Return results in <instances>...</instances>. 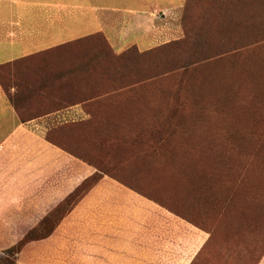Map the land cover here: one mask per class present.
I'll return each instance as SVG.
<instances>
[{"label": "crops", "instance_id": "obj_1", "mask_svg": "<svg viewBox=\"0 0 264 264\" xmlns=\"http://www.w3.org/2000/svg\"><path fill=\"white\" fill-rule=\"evenodd\" d=\"M182 3L0 0V65L94 33H102L117 53L134 45L140 51L151 49L182 37ZM20 73L28 79L21 83L32 89L33 97L31 102L25 100L21 115L0 85V264H194L204 235L199 239L190 236L186 223L177 215L108 176L70 208L49 234L37 230L35 236L45 238L14 247L94 171L46 139L53 127L89 120L90 89L63 92L53 81L45 83L49 88L42 89L34 80L36 71ZM15 91L11 85L10 92ZM60 92L67 99L90 100L56 110L47 105V112L39 114L44 105L38 99L55 102L50 105L54 108ZM103 191L106 199L115 194L113 202L97 200V193L100 196ZM99 202L104 207L108 203L111 209L105 208L95 216L99 217L98 226V220L88 211ZM128 207L134 211L125 217ZM115 223L117 228H108ZM124 226L130 229L122 230Z\"/></svg>", "mask_w": 264, "mask_h": 264}, {"label": "trees", "instance_id": "obj_2", "mask_svg": "<svg viewBox=\"0 0 264 264\" xmlns=\"http://www.w3.org/2000/svg\"><path fill=\"white\" fill-rule=\"evenodd\" d=\"M180 25L182 37L145 51H140L134 45L117 53L102 33H94L0 65L1 88L20 115L25 100H33L32 89L21 83V80L23 83L28 80L20 76L21 71H36L38 76L34 80L42 89L49 88L45 84L49 81H53L63 92L79 91L82 87L90 89L89 98L92 100L87 108L89 120L53 127L47 132L46 139L86 162L94 171L85 176L45 219L28 230L14 247L20 248L28 242L45 238L36 237L37 230L49 234L62 216L78 204L104 176L120 182L171 213L188 218L168 200H160L149 186L143 188L138 185L139 175L134 176L135 184L127 181L124 176L127 173L123 170L131 163V159L140 155L152 165L162 158L168 161V150L174 142L171 139L180 133L185 122L194 123L191 120L184 121L180 115L189 118L194 115L195 108L204 109L208 103L207 92L212 93L217 84L220 85L216 80L218 74H230L241 59L249 58L254 49L264 44V0H183ZM45 73L54 75L46 77ZM11 85L16 87L14 93L10 92ZM223 85L229 86L225 77ZM63 92H60V100L54 108L50 107L53 102L45 97L38 99L44 105L38 113L47 112V105L49 109L56 110L67 104L90 100L67 99L68 96ZM218 103V96L213 99L210 97L209 106ZM94 138L96 141L91 142ZM98 142H114L116 155L127 156L129 160L117 169V173H122L121 176L102 164V155L92 146L93 143L99 148ZM107 150L111 152L112 148L108 146ZM210 158L211 163H214V158ZM96 159L101 161L95 162ZM131 169L135 170V167ZM195 170L184 175L168 173L167 170V182H170L168 174L175 178L176 181L172 180L174 183L181 175L189 189L209 192L206 203L212 210L216 201L207 182L210 183L217 176L209 175L205 182L202 181L201 173ZM187 220L203 228L191 216ZM213 231L207 230L209 238L202 249L212 241ZM12 251L9 250L10 253Z\"/></svg>", "mask_w": 264, "mask_h": 264}, {"label": "rangeland", "instance_id": "obj_3", "mask_svg": "<svg viewBox=\"0 0 264 264\" xmlns=\"http://www.w3.org/2000/svg\"><path fill=\"white\" fill-rule=\"evenodd\" d=\"M224 77L229 82L228 87L223 85ZM216 80L220 85L217 84L212 93L207 92L208 103L204 109H194L196 117L180 115L184 121L194 123L185 122L180 133L171 139L174 142L168 150V161L162 158L152 165L140 155L129 161L131 163L123 170L127 173L124 176L134 183V176L139 175L138 185L149 186L160 200H168L180 213L202 224L203 228L196 227L185 216H177L186 223L190 236L194 234L199 239L204 235L206 242L209 238L207 230H214L212 241L199 250L200 256L194 264H264V44L254 49L249 58L241 59L230 74L220 72ZM217 96L219 103L209 106L210 97ZM98 144L99 148L93 143L92 146L102 155V164L121 176L117 169L129 160L127 156L116 155L114 142ZM108 146L112 148L111 152L107 150ZM98 161L101 160H95ZM193 169L201 173L202 181L208 180L209 175L217 176L207 182L216 201L212 210L206 203L209 192L189 189L181 175L174 183L175 178L168 174L170 182H167V170L184 175ZM97 194V200L101 202H113V197L116 198L114 194L112 199H106L104 191L100 196ZM105 208L111 209L108 203L104 207L99 202L88 212L95 217ZM127 209L125 217L134 211L131 207ZM95 218L99 226V217ZM108 228H117L116 223L109 224ZM127 229L130 226H124L122 230Z\"/></svg>", "mask_w": 264, "mask_h": 264}]
</instances>
